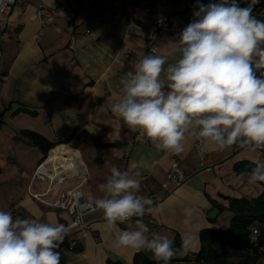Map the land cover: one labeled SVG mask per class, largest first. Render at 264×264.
Wrapping results in <instances>:
<instances>
[{"label": "crops", "instance_id": "1", "mask_svg": "<svg viewBox=\"0 0 264 264\" xmlns=\"http://www.w3.org/2000/svg\"><path fill=\"white\" fill-rule=\"evenodd\" d=\"M189 0H22L9 15L0 32V210L13 217L58 221L65 226L70 216L49 207L30 194H41L48 179L34 175L39 164L58 173L52 151L59 145L75 149L84 162L86 181L67 179L54 184L46 201H52L66 187L80 184L92 198L113 166L130 174L140 173V195L155 193L158 211L142 217L153 232L169 239L178 234L190 239L191 251L200 248L199 232L218 228L217 221L230 212L224 197H253L262 187L249 184L247 176L234 171L243 160L264 162V149L250 151L233 145L223 151H200L196 140L186 137L183 153L157 150L146 136L135 140L124 122L114 116L106 103L122 95L120 79L133 70V63L146 54L147 35L155 18L167 23L156 33L155 54L168 55L173 40L194 19ZM39 7L62 9L51 25L37 19ZM21 131L36 132L56 144L45 158ZM72 136L66 143L64 139ZM50 156V157H49ZM176 161L181 183L161 189L167 171ZM55 169V170H54ZM213 218H208L211 210ZM100 213L88 214L90 221ZM138 219V218H136ZM117 225L133 230L135 220ZM116 229L105 220L91 222L85 235H67L57 251L63 264H106L107 260L132 264L137 253L154 259L151 252L118 247ZM74 241V245L70 243ZM182 264H192L185 262Z\"/></svg>", "mask_w": 264, "mask_h": 264}, {"label": "clouds", "instance_id": "2", "mask_svg": "<svg viewBox=\"0 0 264 264\" xmlns=\"http://www.w3.org/2000/svg\"><path fill=\"white\" fill-rule=\"evenodd\" d=\"M260 0H196L194 19L171 41L168 55L146 54L120 79L122 95L108 98L112 114L129 133L149 138L157 150L179 155L186 137L201 151H223L233 145L264 149V20L254 15ZM259 73V75H257ZM249 184L264 182V162H254ZM140 173L113 166L97 189L94 206L118 247L148 251L158 264H170L191 250L190 239L180 248L166 235L153 232L141 219L155 214L151 197L140 195ZM133 230L118 224L131 223ZM69 229L58 221L13 217L0 210V264H60L57 249ZM258 234V233H257Z\"/></svg>", "mask_w": 264, "mask_h": 264}, {"label": "trees", "instance_id": "3", "mask_svg": "<svg viewBox=\"0 0 264 264\" xmlns=\"http://www.w3.org/2000/svg\"><path fill=\"white\" fill-rule=\"evenodd\" d=\"M100 2V0H95ZM207 4L210 0H200ZM216 2V0H212ZM240 7L247 6V0H237ZM196 0H189L187 9L194 7ZM264 8V0H260L254 9V15L258 19L264 20L261 10ZM198 11V8H196ZM259 75V73H257ZM29 142L36 145L45 158L47 152L56 144L50 143L42 135L32 131H21ZM72 136L64 139L66 143ZM255 167V163L247 160L239 161L234 165L237 174L247 173ZM262 189L253 197H224L226 206H213L219 210L226 209L231 217L225 229L206 228L199 232L200 248L197 252H188L186 256L174 257L170 264H182L192 262V264H264L260 260L264 258V182H259ZM256 231V239L252 240L253 231ZM258 233V234H257ZM174 247L180 248L182 240L176 234L173 239ZM238 258L235 263H231V258ZM60 264H63L60 260ZM106 264H123L119 261L107 260ZM132 264H158L155 259L147 258L143 253H137Z\"/></svg>", "mask_w": 264, "mask_h": 264}, {"label": "built area", "instance_id": "4", "mask_svg": "<svg viewBox=\"0 0 264 264\" xmlns=\"http://www.w3.org/2000/svg\"><path fill=\"white\" fill-rule=\"evenodd\" d=\"M22 0H0V15H3L4 17L8 16L12 8L15 6L16 3L20 2ZM37 19L40 22L42 26L51 25L54 22V19L56 17L64 16V12L62 9H52V8H46V7H39L36 11ZM167 23L166 17H158L153 20V23L151 25L150 31L147 35V49L150 53H153V50L156 51V33L158 29L165 25ZM6 21L0 20V32L5 28ZM1 38V33H0ZM2 73L1 68V48H0V75ZM2 113V109H0V114ZM144 135H141L137 133L134 137L135 140H142ZM67 147L66 145H63ZM196 146L201 151V147L199 143L196 141ZM70 149V148H69ZM73 152L77 151L75 149H71ZM71 165L75 164V166H71L70 168L65 169L62 164L57 165V172L54 173L51 171H48L45 169V167L42 164H39L34 171V175L38 177L39 179H48L49 184L48 187L44 190L43 193H31L30 195L38 200L40 203L45 204L49 207L56 208L58 210L65 211L70 216V221L66 225V227L69 229L68 235L71 234H77L85 235L89 224L94 221L98 220H105L103 217V213L99 210H97L94 206V199L92 197L87 196L83 190L80 187V184L75 185L73 187H66L63 190H61L55 199L52 201H46L43 199L44 195H47L49 191L51 190V187L54 184H63V182L67 179H74V178H80L81 182L86 181V168L84 165V162L79 157V154L77 153V156L74 159H70ZM64 164L66 163V160H63ZM77 163V164H76ZM55 170V169H54ZM167 181L161 185V189L164 191H169L168 189V183L172 182L174 186H178L181 183V178L178 170V163L174 161L171 163L167 175H166ZM148 197H151L153 201L158 197L157 194L151 193L148 195ZM96 214L100 213L98 217L90 220L85 221L84 217L88 214ZM148 213H146L144 216H146ZM143 216V217H144ZM137 217H133L132 220L136 219ZM256 239V231H253L252 234V240L255 241ZM70 245H74V241L70 243Z\"/></svg>", "mask_w": 264, "mask_h": 264}, {"label": "bare ground", "instance_id": "5", "mask_svg": "<svg viewBox=\"0 0 264 264\" xmlns=\"http://www.w3.org/2000/svg\"><path fill=\"white\" fill-rule=\"evenodd\" d=\"M54 152L53 156H49L48 160L50 159L52 162L58 161V159L66 160L67 164L61 163L65 169L70 168L71 166H75V164L71 165L70 159H74L77 156L76 152H73L68 147L59 145L52 150ZM77 164V163H76Z\"/></svg>", "mask_w": 264, "mask_h": 264}, {"label": "rangeland", "instance_id": "6", "mask_svg": "<svg viewBox=\"0 0 264 264\" xmlns=\"http://www.w3.org/2000/svg\"><path fill=\"white\" fill-rule=\"evenodd\" d=\"M261 10V13L264 14V8L260 9ZM231 217V214L227 215L225 214L224 217H222L221 219H219L217 221L218 223V228H221V229H225L227 227V225L229 224V219ZM238 260V258L234 257V258H231L230 262L231 263H235L236 261ZM261 263H264V258H262L260 260Z\"/></svg>", "mask_w": 264, "mask_h": 264}, {"label": "water", "instance_id": "7", "mask_svg": "<svg viewBox=\"0 0 264 264\" xmlns=\"http://www.w3.org/2000/svg\"><path fill=\"white\" fill-rule=\"evenodd\" d=\"M216 215V210H211L209 213H208V218H213L214 216Z\"/></svg>", "mask_w": 264, "mask_h": 264}]
</instances>
